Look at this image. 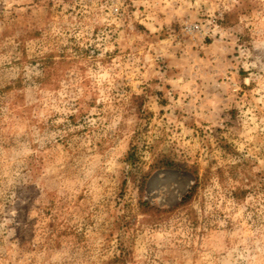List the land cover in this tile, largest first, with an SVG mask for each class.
Segmentation results:
<instances>
[{
  "label": "rangeland",
  "instance_id": "obj_1",
  "mask_svg": "<svg viewBox=\"0 0 264 264\" xmlns=\"http://www.w3.org/2000/svg\"><path fill=\"white\" fill-rule=\"evenodd\" d=\"M0 264H264V0H0Z\"/></svg>",
  "mask_w": 264,
  "mask_h": 264
},
{
  "label": "trees",
  "instance_id": "obj_2",
  "mask_svg": "<svg viewBox=\"0 0 264 264\" xmlns=\"http://www.w3.org/2000/svg\"><path fill=\"white\" fill-rule=\"evenodd\" d=\"M155 168H176V166L178 165H174L172 161H170L169 159H167L166 157H161L160 159H158L155 164L153 165ZM197 187H198V183L197 181H195L191 187L189 188V190L186 192V194L181 198L180 200V205H186L188 204L192 198L194 197V195L197 192ZM243 191H241L240 189H236V191H233L234 196H236L237 198L243 194L241 193Z\"/></svg>",
  "mask_w": 264,
  "mask_h": 264
}]
</instances>
